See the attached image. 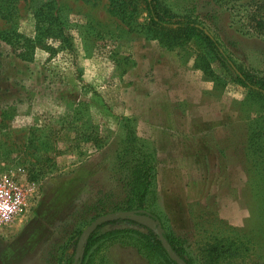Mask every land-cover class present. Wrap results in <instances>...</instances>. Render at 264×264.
Instances as JSON below:
<instances>
[{"label": "rangeland", "instance_id": "rangeland-1", "mask_svg": "<svg viewBox=\"0 0 264 264\" xmlns=\"http://www.w3.org/2000/svg\"><path fill=\"white\" fill-rule=\"evenodd\" d=\"M44 1L18 0L14 19L0 17V34L18 29L35 36L34 12ZM55 2L58 14L69 19L72 51L51 41L54 53L37 49L33 61H24L0 40V178L8 174L27 195L24 215L0 227V264H64L74 252L77 234L98 213L85 211L87 206L121 197L113 163L124 135L123 119L134 120L141 141L152 140L146 124L126 116L122 97L128 95V84L142 82L151 72V59L146 57L155 56L156 45L130 33L112 12L110 0ZM165 2L177 14L196 10L239 65L264 72V36L249 20L255 5L250 0ZM192 46L203 50L199 40ZM194 62L192 57L183 66L193 68ZM214 68L226 77L218 64ZM196 71L205 79L201 70ZM239 87L233 81L226 86L233 93ZM91 127L109 141L101 151L86 142L84 134ZM232 154L221 167L226 183L196 209L191 230L178 231L188 233L187 246L196 264H203V248L214 244L230 250L220 264H264V159L257 158L259 175L255 172L248 181L246 166L236 152ZM158 157L163 163L164 157ZM78 188L81 195H75ZM132 220L154 228L146 217ZM113 260L146 264L128 248L116 249Z\"/></svg>", "mask_w": 264, "mask_h": 264}, {"label": "trees", "instance_id": "trees-1", "mask_svg": "<svg viewBox=\"0 0 264 264\" xmlns=\"http://www.w3.org/2000/svg\"><path fill=\"white\" fill-rule=\"evenodd\" d=\"M250 1L255 5L251 7L249 20L254 30L264 36V0ZM17 3L18 0H0V17L14 19ZM110 5L112 12L122 20L130 33L135 32L146 41H157L163 48L176 51L182 65L194 57L193 68L201 70L206 80L213 81L216 90H224L229 81L246 90L245 98L237 103L240 122L232 126L229 147L240 157L242 165L246 166L248 181L250 177L254 178L255 172L259 175V168H255L258 167L257 158L261 156L264 159V72H254L239 65L219 36L208 29L194 9L185 14H177L165 0H110ZM56 6L55 0H45L36 8L35 36L11 29L1 33L0 40L8 44L24 61H33L37 49L54 53L56 48L51 41H58L64 49L72 51L74 43L68 32L69 19L62 12L58 14L60 10ZM142 18L144 20L141 23ZM193 40L202 42V51L192 46ZM217 64L225 71L226 77L217 73L214 68ZM123 120L124 135L115 150L113 163V176L117 179L121 197L115 201L105 198L87 206L85 211L98 210L90 221L110 212L132 211L137 216H146L156 227H162L164 237L181 259L188 264H196V258L187 246L188 233L174 230L166 214L158 210L157 167L161 161L155 142L141 141L132 124L134 120ZM90 130L84 134L86 142L93 145L95 152L101 151L109 141L95 127ZM250 159L252 163H249ZM112 225L117 227L113 228ZM82 232L77 234L74 252L65 259L64 264L75 262ZM114 244L136 249L148 264H178L169 257L154 229L129 217L99 226L85 243L78 264H95L97 250ZM203 250V264H220L230 251L219 249L217 244L207 245Z\"/></svg>", "mask_w": 264, "mask_h": 264}, {"label": "crops", "instance_id": "crops-1", "mask_svg": "<svg viewBox=\"0 0 264 264\" xmlns=\"http://www.w3.org/2000/svg\"><path fill=\"white\" fill-rule=\"evenodd\" d=\"M151 43L157 47L155 56L146 57L151 59V72L142 82L128 84L122 101L126 116L148 126L158 155L165 159L157 167L161 210L174 230L189 231L196 209L226 183L221 167L233 159L232 126L240 122L237 103L245 98L246 90L240 85L234 93L229 88L216 90L213 81L201 78L200 71L183 66L176 51L157 41ZM186 70L193 73L186 74ZM80 193L78 188L75 195ZM120 248L135 250L148 264L136 249L120 244L97 250L95 264H115L113 253Z\"/></svg>", "mask_w": 264, "mask_h": 264}, {"label": "built area", "instance_id": "built-area-1", "mask_svg": "<svg viewBox=\"0 0 264 264\" xmlns=\"http://www.w3.org/2000/svg\"><path fill=\"white\" fill-rule=\"evenodd\" d=\"M24 186L5 174L0 178V227H5L26 211Z\"/></svg>", "mask_w": 264, "mask_h": 264}, {"label": "water", "instance_id": "water-1", "mask_svg": "<svg viewBox=\"0 0 264 264\" xmlns=\"http://www.w3.org/2000/svg\"><path fill=\"white\" fill-rule=\"evenodd\" d=\"M129 217L130 219H135L137 217H146V216H137L132 211H125V212H115L106 215H102L98 217L95 221H93L81 234L77 246V250L75 253V262L73 264H78L79 260L82 258L84 252V245L89 240L91 235L104 223L113 222L116 220H121L124 218ZM148 218V217H146ZM149 219V218H148ZM150 220V219H149ZM152 225L154 226L155 233L159 236V240L162 242L163 247L165 248L166 252L168 253L169 257L177 262L178 264H188L185 260L181 259L180 256L173 250L171 244L168 240L164 237V232L161 226L156 227L155 224L150 220Z\"/></svg>", "mask_w": 264, "mask_h": 264}]
</instances>
